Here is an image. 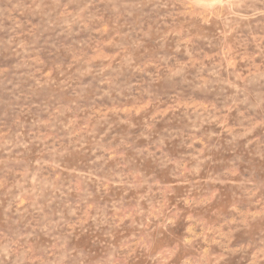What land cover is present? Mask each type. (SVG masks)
Here are the masks:
<instances>
[{
    "label": "rangeland",
    "instance_id": "obj_1",
    "mask_svg": "<svg viewBox=\"0 0 264 264\" xmlns=\"http://www.w3.org/2000/svg\"><path fill=\"white\" fill-rule=\"evenodd\" d=\"M0 252L264 264V0H0Z\"/></svg>",
    "mask_w": 264,
    "mask_h": 264
},
{
    "label": "clouds",
    "instance_id": "obj_2",
    "mask_svg": "<svg viewBox=\"0 0 264 264\" xmlns=\"http://www.w3.org/2000/svg\"><path fill=\"white\" fill-rule=\"evenodd\" d=\"M231 2V0H229ZM11 259L10 256H8L7 252H0V262H3V264H8V261Z\"/></svg>",
    "mask_w": 264,
    "mask_h": 264
}]
</instances>
